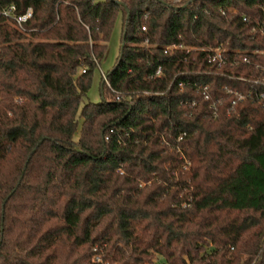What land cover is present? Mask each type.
<instances>
[{"label":"trees","instance_id":"trees-1","mask_svg":"<svg viewBox=\"0 0 264 264\" xmlns=\"http://www.w3.org/2000/svg\"><path fill=\"white\" fill-rule=\"evenodd\" d=\"M10 4L0 264H264V0Z\"/></svg>","mask_w":264,"mask_h":264},{"label":"rangeland","instance_id":"rangeland-1","mask_svg":"<svg viewBox=\"0 0 264 264\" xmlns=\"http://www.w3.org/2000/svg\"><path fill=\"white\" fill-rule=\"evenodd\" d=\"M120 35H121V24H120V18L115 22V27L113 30V33L108 40V48L104 56L102 57V60L97 66L94 71H93V80L91 83V87L88 89L87 94L84 98V100H100L101 99V92L99 91V85L102 82V75L100 73V69L104 72H106L114 63L119 55L120 51V46H121V40H120ZM102 77V78H101ZM98 260L99 258L96 257ZM162 258L159 259L161 261ZM106 264H117L116 262H109L107 261Z\"/></svg>","mask_w":264,"mask_h":264},{"label":"built area","instance_id":"built-area-1","mask_svg":"<svg viewBox=\"0 0 264 264\" xmlns=\"http://www.w3.org/2000/svg\"><path fill=\"white\" fill-rule=\"evenodd\" d=\"M174 1H178V0H174ZM33 15V9L28 6L24 12H21V14H17L15 12V6L14 4H10L7 6H4V8L0 9V16H3L6 18V20L11 21L12 23L16 24V26L21 27V23L23 21H26L28 18H30ZM143 29L146 28L145 25L142 26ZM174 46V45H173ZM211 49V54L210 55V59L211 60H215V59H220L221 61L224 60L223 55L221 54V49L219 47L216 48H210ZM243 60L248 61L247 57H243ZM160 72V65L158 66V68L156 69L155 73L158 75ZM100 73L103 77V80L105 82H107V75H105L104 71H102L100 69ZM180 86L182 85V83H179ZM235 96L237 97V99H242V94H239L237 91L235 92ZM205 98H208V95H205ZM212 106L215 107V105L212 104ZM216 110V108L214 109Z\"/></svg>","mask_w":264,"mask_h":264}]
</instances>
